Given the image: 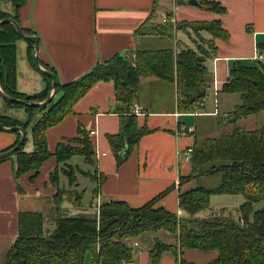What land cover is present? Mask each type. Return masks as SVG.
I'll return each mask as SVG.
<instances>
[{"label":"trees","instance_id":"1","mask_svg":"<svg viewBox=\"0 0 264 264\" xmlns=\"http://www.w3.org/2000/svg\"><path fill=\"white\" fill-rule=\"evenodd\" d=\"M199 7L207 12L224 14L227 9L215 0H198ZM15 12L0 10V21L12 18L21 26L19 9L26 0H15ZM159 0H155L157 7ZM177 0L176 4H185ZM167 17H173L167 13ZM150 20V19H149ZM147 20L136 30L137 36L155 35L157 43L150 48L137 49L134 59L114 55L108 61L98 62L78 80L62 84L55 69L44 65L56 75V95L46 107H31L5 101L10 107L24 108L27 120L0 114L4 127L30 128L34 150L24 148L13 156L17 162L14 177L17 181L23 174L32 173L31 181L38 179L39 172L48 160L54 157L60 168L51 173V183L57 193L51 200L52 208L42 212L24 211L18 214V232L9 249L6 264H128L133 262L139 249L133 242H143L149 247L150 264H160L164 254L174 255L176 262L186 263L181 256L187 250L216 253L215 260L208 264H264V207L255 210L254 205L264 200V126L248 130L237 125L241 119L256 116L264 111V61L234 60L230 63L229 75L221 89L223 94L240 98L227 118L234 126L232 132L218 137H196L190 154L191 173L181 176L179 185L196 181L197 187L180 192L181 215L169 212L159 201L170 189L158 194L140 208L129 203L112 201L102 204L95 213L66 214L64 201L69 190L59 186L60 176L68 177L69 188L73 187L78 174L89 176L97 188L106 181L99 173L97 153L91 133L80 126L78 136L66 138L57 144L51 153L47 131L74 113L75 105L99 82L112 81L115 86L117 113L120 115L119 132L107 136L108 144L121 167L138 147L142 137L152 133L146 125L140 126L132 109L136 102L142 78L156 77L165 83L177 86L178 109L183 113H195L210 89L211 74L205 63L217 54L216 40H228L229 32L220 20L155 23ZM27 35H35L21 26ZM193 33L198 38L197 48L180 47L178 32ZM211 34L210 40L201 38V33ZM22 39L10 23L0 25V86L5 93L16 99L42 102L52 91V78L43 74L45 89L34 95L20 93L17 84V42ZM29 45L27 58L35 67L34 44ZM264 50V44L258 45ZM41 112L35 122L37 113ZM224 119L218 125L224 123ZM217 125V126H218ZM219 127V126H218ZM1 131V130H0ZM18 140L6 152L16 146ZM27 140V139H26ZM12 156L8 157L11 158ZM73 157H82L92 170L84 171L70 163ZM0 160V161H4ZM220 176L218 186L213 188L200 184L204 177ZM20 193H23L18 188ZM85 190L76 191L73 202L81 206ZM70 194V193H69ZM72 195V193L70 194ZM214 195H242L244 203L237 209L238 219L214 213L209 218L196 214L210 208ZM164 231L174 238L167 243L155 237ZM179 256V258H178Z\"/></svg>","mask_w":264,"mask_h":264},{"label":"crops","instance_id":"2","mask_svg":"<svg viewBox=\"0 0 264 264\" xmlns=\"http://www.w3.org/2000/svg\"><path fill=\"white\" fill-rule=\"evenodd\" d=\"M215 1L227 9L224 14L207 12L199 6H190L188 2L178 5L174 0H159L157 7H154L155 0H26L19 9L21 26L39 39L38 59L42 65H50L55 69L62 84L78 80L95 64L108 61L114 55L134 59L137 49L150 48L159 42L157 36L152 34L137 36L136 30L149 19L151 23H161V18L167 13H172L177 22L220 20L229 32L228 40H216L217 54L205 63L211 74V87L195 113H182L178 109L176 85L153 76L141 79L135 102L143 106L142 114L137 116L138 123L140 126L146 125L153 132L140 139L138 147L121 167H117L107 141L108 135L119 132L120 123L112 81L94 85L75 105L72 115L47 131L51 153L63 139L77 137L80 126L89 132H95L91 137L97 153V168L107 178L95 192L96 183L89 176L78 174L76 184L69 188L68 177L60 172L59 186L72 193L65 197L63 209L66 214H82L88 207L95 212L102 204L112 201H122L140 208L158 194L172 188L159 201V205L169 212L181 215L180 192L197 187L196 181L183 185H179V181L181 176L191 173L190 159L185 152L192 149L196 137L207 136L202 134L199 127L201 120L206 122V119L218 117L211 126L217 127L218 122L224 119V123L218 126L228 128L230 132L234 129L227 116L240 102L233 94L221 93L229 75L230 63L240 59L252 61L257 51L264 55V50L258 47L259 44H264V0ZM0 10L13 14L16 9L14 3H3L0 4ZM182 33L187 40L181 37ZM201 38L210 40L211 34L202 32ZM176 39L180 47L197 48L198 38L193 33L180 31ZM188 40L195 45H190ZM16 45V89L27 95L43 91V73L27 58L29 45L26 40L18 41ZM0 108H3L0 114L10 115L21 121L27 120L25 110L18 115L19 108L10 107L1 96ZM241 121L237 125L244 127ZM187 129H192V132H187ZM203 129L208 131L211 127ZM28 130L30 132L28 128L26 133L29 136ZM18 138L16 132L0 131V154L13 146ZM32 150L28 148L27 152ZM70 163L81 170H91L86 167L83 158L73 157ZM59 168L58 161L52 157L43 165L35 182L31 181L32 173L23 174L17 181L14 177L17 169L15 157L0 161V264H6L9 249L17 237L18 214L35 211L46 215L52 208L51 200L58 190L52 185L50 175ZM82 190H85L83 199L86 194L92 195V201L86 203L88 206L83 201L81 206L73 202L72 196L76 191ZM235 197L239 196H212L210 208L200 211L196 217L209 218L218 211L233 216L227 211L229 206L238 209L246 200L244 197ZM41 202H49L51 207L45 211L40 210L43 207ZM158 238L171 243L170 236L164 231L159 233ZM138 243L139 252L133 262L128 264H150L149 246L143 242ZM216 255L214 252L187 250L181 258L189 264H208L215 260ZM89 259L90 256L87 257L86 264H91ZM160 264L178 263L174 255L164 254Z\"/></svg>","mask_w":264,"mask_h":264},{"label":"rangeland","instance_id":"3","mask_svg":"<svg viewBox=\"0 0 264 264\" xmlns=\"http://www.w3.org/2000/svg\"><path fill=\"white\" fill-rule=\"evenodd\" d=\"M3 3H13V1H10V0H0V4H3ZM180 35H181V37H185V35L183 33L180 34ZM185 39H186V37H185ZM22 40H24V39H19V41H22ZM188 42H190L189 43L190 45H193V46L195 45V43L192 42V41H189L188 40ZM17 52H18V49H17ZM235 97H237V100L240 102V98L237 95H235ZM2 109L3 108H0V111H2ZM17 110L20 111L18 115H21V112H24L25 109L21 107V108H19ZM41 114H42L41 112L37 113V115L35 117L36 118L35 119V122H36V120L39 119V117H40ZM217 118L216 117L215 118L212 117L210 119H206L207 120L206 122L204 120L203 121L201 120V122L199 124V127L201 128L202 134L204 133V135H207V137H218V136H221V135L230 133L231 130H228V128L227 129H223V127L222 128L221 127H218V126L215 127L214 125L211 126L213 124V122L217 120ZM25 119H27V118H25ZM241 125H243L245 128L250 129V130H253V129H256V128H259V127L264 126V111L261 112L259 115L252 116L249 119L242 120L241 121ZM203 127L204 128H208V127L210 128L211 127V129L208 130V131H206V129H205V131H204ZM28 132H29V130H28ZM27 139H28V141H26L25 142V145H24L25 150L28 151V148H32L34 150V147L32 145L33 143H32V138H31V132H29V136L27 135ZM81 158L78 157V159H81ZM86 167L88 169H91L92 170V167H89L88 165H86ZM219 182H220V176H218V175L217 176H214V177H207L206 176V177H204V178H202L200 180V184L202 186L210 187V188H213L214 186H218ZM238 196L239 197H235V198H242L243 197L242 195H238ZM89 201H92V195L91 194H86V196L83 199V204H85V206H88L86 203H88ZM40 205L43 206L42 209H40V210H43L44 209L43 211H45V210H47V209H49L51 207V205H50L49 202H45V203L44 202H41ZM37 207H39V206H37ZM263 207H264V200L259 201V203H257V204L254 205V209L255 210H259V209H261ZM236 209L237 208H233L232 206H229V208L227 209V211L228 212L230 211L233 214V217L235 219H238V216L240 214L238 213V211ZM86 210H90V211H86ZM92 212H94L93 211V208L88 207L87 209H85V211L83 213H86L87 215H91V214H93ZM221 212L222 211H218V214H221ZM170 240L172 242V241H174V238L173 237L172 238L170 237Z\"/></svg>","mask_w":264,"mask_h":264},{"label":"water","instance_id":"4","mask_svg":"<svg viewBox=\"0 0 264 264\" xmlns=\"http://www.w3.org/2000/svg\"><path fill=\"white\" fill-rule=\"evenodd\" d=\"M10 1H15V0H10ZM188 4L190 6H199V1L198 0H191L188 2ZM5 23H10L15 27V30H17L19 36L27 41H30L34 44V51H33V59L35 62V66L36 68L43 74L47 75V76H51L52 78V91L50 93V95L48 96L47 99H45L42 102H30V101H26L23 99H16L11 97L10 95H8L7 93L4 92L3 89H1L0 86V96L2 97L3 100H7L9 102H13L16 104H23L25 106H31V107H46L50 104V102L53 100V98L56 95V85H57V80H56V75L54 73H52L51 71H47L44 66L41 64L40 59H38V51L40 48V44H39V39L36 35H27L25 33V31L21 28L20 24H18L14 19L12 18H5L4 20L0 21V25H4ZM0 130L7 132V131H13V132H18L21 134V138L20 141L18 142V144L14 147H12L11 149H9L7 152L1 153L0 154V160H4L7 159L10 156H13L17 151L22 149V145L26 142L27 139V133L26 130H24L23 128H19V127H4V125L0 122ZM155 242L157 243L159 241L158 237H155Z\"/></svg>","mask_w":264,"mask_h":264},{"label":"built area","instance_id":"5","mask_svg":"<svg viewBox=\"0 0 264 264\" xmlns=\"http://www.w3.org/2000/svg\"><path fill=\"white\" fill-rule=\"evenodd\" d=\"M174 1L176 2L177 0H174ZM184 1L185 2H189L191 0H184ZM161 22L162 23L171 22L172 24H175L177 21H176V19L174 17L169 18V17L165 16V17L161 18ZM253 60L264 61V55L262 53H260V52L257 51V53L255 54ZM142 110H143V106L141 104H138V105L135 104L133 106L132 113H133V115L139 116V114H142ZM187 130H188L187 132H189V133L192 132V129H187ZM94 133L95 132H92V135ZM191 151H192V149H188L185 152L186 157H188L189 159H190ZM134 246H136L137 248L140 247L139 246V243L137 241L134 243ZM178 258H179V256H178ZM178 264H181L180 261L178 262Z\"/></svg>","mask_w":264,"mask_h":264}]
</instances>
